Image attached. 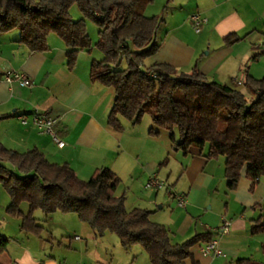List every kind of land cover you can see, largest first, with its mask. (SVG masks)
I'll return each mask as SVG.
<instances>
[{"label":"crops","instance_id":"obj_1","mask_svg":"<svg viewBox=\"0 0 264 264\" xmlns=\"http://www.w3.org/2000/svg\"><path fill=\"white\" fill-rule=\"evenodd\" d=\"M155 2L147 7V16L159 15L158 10L153 12ZM181 5L193 6L207 18L200 38L192 39L187 27L192 26L190 17L196 12L187 13L185 19L176 9L183 8ZM166 8L170 15L162 25L168 29L160 37L157 35L160 50L147 59L151 62L146 60V66L162 62L189 72L197 64L209 80L238 89L244 86L246 67L256 78L264 74V66L250 65L252 56L264 51V43L252 42L260 27L264 29V0H166ZM149 11L152 14L148 15ZM171 18L173 22L169 21ZM230 33H237L241 41L225 44L223 39ZM19 36V30L0 34V77L7 71H23L33 86L0 84V143L21 153L38 148L49 161L68 163L82 180H89L98 168L109 167L121 178L116 194H126V208L152 211L150 220L169 230L172 244L200 233H212L225 252L222 256L202 255L200 248L205 242H199L191 248L192 256L186 264H231L238 258L264 262V232L251 233L253 221L263 213L259 205L264 202V178L252 189L246 166L238 187L229 190L226 159H207L208 146L191 147L185 153L173 148L170 137L160 144L151 134L146 135L143 144L137 137H126L131 125H126L123 117L122 131L114 130L108 123L115 88L91 80V63L100 59L101 53L82 50L70 68L67 47L57 34L49 35V48L43 52H32L17 42ZM213 38L220 42L213 45ZM206 48L208 51L204 52ZM34 114L57 118L54 129L65 141L63 147L50 134L37 129L32 122ZM23 116L28 117V124L21 122ZM131 132H135L134 127ZM152 173L165 180L174 194L186 196L187 205L178 206L175 195L165 189H146V178ZM10 202V195L0 183V234L9 239L6 249L0 252V264H152L141 249L134 252L123 248L118 236L109 231L97 234L75 213L58 211L46 215L36 210L34 217L43 232H25L21 229L22 218L7 213ZM20 210L27 215L29 203L23 202ZM55 216L59 222L54 221ZM69 216L74 228L64 222ZM224 220L231 222L228 233L220 231Z\"/></svg>","mask_w":264,"mask_h":264},{"label":"trees","instance_id":"obj_2","mask_svg":"<svg viewBox=\"0 0 264 264\" xmlns=\"http://www.w3.org/2000/svg\"><path fill=\"white\" fill-rule=\"evenodd\" d=\"M153 2L0 0V34L19 30L17 42L32 52H43L49 48V35L55 33L64 40L68 64L73 68L80 51L93 49L85 19L93 20L99 27L96 47L103 57L93 59L91 80L115 88L117 95L109 125L122 131L120 117L138 124L150 114L156 126L170 132L179 150L188 153L191 147L208 146L207 159L224 156L229 190L238 187L246 166L254 189L264 178V76L256 78L246 67L243 84L254 95L248 98L238 88L209 80L197 64L189 72L162 62L146 66V60L160 50L157 35L165 22L161 15H146ZM74 4L83 14L78 20L71 16ZM241 39L230 33L223 40L234 45ZM260 55L255 53L252 59ZM0 183L11 197L7 213L22 218L21 229L31 234L43 232L34 217L36 210L46 215L75 213L97 234H116L125 249L140 244L152 264H186L195 244L214 240L212 233H200L172 244L169 230L150 220L152 211L126 208V194H116L121 178L111 168H98L89 180H82L68 163H53L38 148L21 153L0 143ZM23 202L30 205L27 215L20 210ZM259 207L263 213L253 221L252 234L264 232V202ZM8 242L0 234V252ZM231 264L264 262L238 258Z\"/></svg>","mask_w":264,"mask_h":264},{"label":"rangeland","instance_id":"obj_3","mask_svg":"<svg viewBox=\"0 0 264 264\" xmlns=\"http://www.w3.org/2000/svg\"><path fill=\"white\" fill-rule=\"evenodd\" d=\"M180 1V0H179ZM183 2H185V1H183ZM181 6H183V5H181ZM166 8V0H156V2H155V4H154V11L153 12H156L157 10L159 11V15H161L163 18H164V20H167V18H168V16L170 15V10L169 9H165ZM177 9V11H178V13L179 14H184V18L186 19V15H187V13H193V12H196L197 13V10H196V8L195 7H185V6H183V8H181L180 6L179 7H177L176 8ZM156 10V11H155ZM174 10V9H173ZM157 11V12H158ZM161 11V12H160ZM70 12H71V16L73 17V19H75V20H78V19H80V18H82L83 17V14L81 13V11L79 10V8H78V6L76 5V4H74L72 7H71V9H70ZM149 14H152V11H149L148 12V15ZM179 14H177V15H179ZM194 14V13H193ZM192 14V15H193ZM191 15V16H192ZM150 16H154V14L153 15H150ZM179 18V19H178ZM177 18V16L175 15V19L176 20H180V17H178ZM174 19V21H176ZM85 21H86V27H87V30H88V33L90 34V37H91V39H92V42H93V49H92V52L93 51H95V53H96V51L97 52H99V53H101V56L99 57V58H102L103 57V52L99 49V48H97L96 47V42L98 41V37H99V34H98V32H99V27L97 26V24L93 21V20H91V19H89V18H87V19H85ZM170 22H173V19L171 18V20H169ZM169 22V25L171 24ZM189 29H191V36H192V39H196V38H200L201 36V34H203L204 33V31L206 30V26H203V28H202V33H196L195 31H194V29L192 28V26L190 25V26H187ZM168 29V26H164V25H161V27H160V29H159V32H158V35H159V37L161 36V34L163 33V31H165V30H167ZM252 40H254V41H252V42H255L256 44H259V43H264V29H262V27H260V30L258 31V32H256V34H255V37L252 39ZM220 42V40L218 39H214L213 38V41H212V44L213 45H216V44H218ZM202 43H204V42H202ZM201 45V44H200ZM208 51V49L206 48L205 50H204V52H207ZM148 61V63L149 62H151V60H147ZM251 64H254V66H253V68L254 67H256V66H264V55H260L259 56V58L258 59H256V60H254V61H252L251 63H250V65ZM126 62H124V64H123V67H126ZM248 67H249V65H248ZM262 76H264V74L263 75H261L260 77L262 78ZM259 78V77H258ZM239 89L240 90H242L245 94H246V96L249 98L250 97V94H251V91L247 88V87H245V86H240L239 87ZM116 96V95H115ZM125 119V118H124ZM125 121V123H126V125H131L129 128V130H128V133H127V135H126V137H131V136H134V137H137V139L136 140H139L142 144L145 142V140H147V139H145V137H146V135L148 136V135H150L151 134V136H153V137H157L158 139H157V143L158 144H160V142L161 141H163L162 139H165V137H170V132L168 131V130H166V129H164V128H161V127H158V126H156L154 123H153V121H152V118H151V116H150V114H145L144 116H143V118H142V120H141V122H139L138 124H132V123H130L127 119H125L124 120ZM134 127V129H135V132L134 133H132L131 132V128H133ZM152 128H154V130L153 131H151L152 130ZM129 131H130V133H129ZM155 131H159L160 132V134L158 135L157 133H155ZM170 139V138H169ZM171 140V139H170ZM174 149L176 148L175 146L173 147ZM182 153V152H181ZM71 214V213H63V212H60V214ZM76 215V214H75ZM55 218H56V216H55ZM63 219L61 218L60 219V221H62ZM54 221H56V222H59V219H54ZM65 223H68L69 225H72V224H74V221H73V218L71 217V216H69V218H67V219H65V221H64ZM63 223V222H62ZM73 226V225H72ZM73 228H74V226H73ZM116 235V234H115ZM112 243V242H111ZM118 247H120V245L118 246ZM132 248V251H134V252H136L135 250L136 249H141V251H143L144 253H145V255H147V256H149L148 255V253L145 251V249L140 245V244H136V245H134V246H132L131 247ZM123 249V248H122ZM116 251H117V249H116ZM122 251V250H121ZM114 253H115V251H114ZM131 253V252H130ZM143 260L141 259H139V262H142Z\"/></svg>","mask_w":264,"mask_h":264},{"label":"built area","instance_id":"obj_4","mask_svg":"<svg viewBox=\"0 0 264 264\" xmlns=\"http://www.w3.org/2000/svg\"><path fill=\"white\" fill-rule=\"evenodd\" d=\"M191 24L196 32H200L203 26L207 23V18L202 16L200 13H194L191 17ZM264 55V51L261 53ZM2 82H6L9 84L19 83L25 86L32 87L33 81L32 79L23 71L15 70V71H7L0 77V84ZM28 117L23 116L21 118V122L23 124H28ZM57 118L46 115V114H34L32 118L33 124L37 127V129L41 133L50 134L58 146L63 147L65 145V141L59 137V135L55 132V125L57 123ZM146 189L152 190H161L165 189L169 195H175L177 204L180 207H185L187 205V197L184 195L174 194L170 185L163 179H161L157 173L149 174L146 178L145 184ZM231 222L229 220H224L220 231L223 233H228L230 231ZM79 238V237H77ZM200 251L202 255L205 256H222L225 255L223 249L218 245L216 241H212L209 243H205L201 246Z\"/></svg>","mask_w":264,"mask_h":264},{"label":"water","instance_id":"obj_5","mask_svg":"<svg viewBox=\"0 0 264 264\" xmlns=\"http://www.w3.org/2000/svg\"><path fill=\"white\" fill-rule=\"evenodd\" d=\"M117 98V95L115 96V99Z\"/></svg>","mask_w":264,"mask_h":264}]
</instances>
